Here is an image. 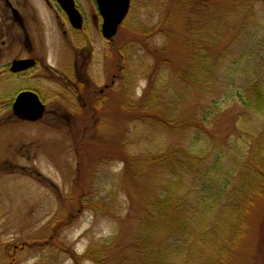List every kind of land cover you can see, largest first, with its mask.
<instances>
[{
  "label": "rangeland",
  "instance_id": "rangeland-1",
  "mask_svg": "<svg viewBox=\"0 0 264 264\" xmlns=\"http://www.w3.org/2000/svg\"><path fill=\"white\" fill-rule=\"evenodd\" d=\"M131 1L129 16L108 42L95 0H77L86 30L72 37L63 34L64 16L53 21L56 11L44 1L8 5L0 0V26L12 29V39L23 36L22 23L13 22L16 15L27 17L35 2L44 20L51 18L37 46L44 49L45 63L59 72L55 79L44 72L36 81L51 105L44 122L32 126L15 123L14 117L8 124L0 119V264L12 262L13 249L21 244L14 264H202L206 248L199 239L190 245L198 252L185 260L189 236L198 233H173L159 218L149 233L141 224L148 201L160 195L157 180L163 171L154 164L135 176L126 159L175 147L190 150L203 160L190 161L186 169L183 191L192 182L197 191L190 202L203 195L206 169L221 168L213 174L215 184L239 169L234 160L246 155L264 131V112L243 104L250 88L264 80V0H240L247 5L238 10L235 0H210L203 15L190 5L205 6L206 0H188L189 6H183L185 0ZM190 23L212 25L202 76L192 74L198 73L196 55L202 51L195 46L201 39L189 35ZM143 30L152 33L148 37ZM9 49L11 60L23 57V46L13 42L0 49V67ZM121 54L129 57V65ZM84 62L82 78L70 75L74 63L78 72ZM246 67L256 71L235 75ZM8 81L10 102L23 88V78ZM164 104L169 118L192 128L154 123L153 111ZM90 201L102 202L103 209ZM245 219L238 247L218 264H264V196L254 199ZM146 234L150 254L138 245Z\"/></svg>",
  "mask_w": 264,
  "mask_h": 264
},
{
  "label": "trees",
  "instance_id": "trees-1",
  "mask_svg": "<svg viewBox=\"0 0 264 264\" xmlns=\"http://www.w3.org/2000/svg\"><path fill=\"white\" fill-rule=\"evenodd\" d=\"M209 1H204V9L202 5H195L194 2L190 5V9L198 11L203 15L206 11L205 9L209 6ZM189 3L190 1L185 0L183 6L185 4L189 6ZM246 5L245 1L240 2V0H235V9L237 10L238 8L243 9V6ZM221 21L222 17L219 18V22ZM190 25L193 29L189 35L197 40L201 39V43H197L195 46L198 50L202 51L200 56L196 55L197 64L199 63L197 68L198 73L194 74L192 72V74L202 76L204 67L208 64L205 46L209 38L206 35L213 33V30L210 29L212 25L209 24L205 28H198L197 23H190ZM256 26L260 27L261 22L256 24ZM143 31L148 37L152 33L147 30ZM121 55L124 63L129 65V57L127 55ZM255 71L256 67L252 69L246 67L242 68V70L239 68L236 70L235 75L244 76L247 73H253ZM187 78L190 79L189 77ZM246 97V100L243 99V104L247 109L264 112V110L261 111L264 108V80L262 85L256 83L251 87L249 92L246 93ZM165 106L166 104L157 107V112L153 111L154 123L161 122L163 126H172L183 131H189L192 128L188 122L185 123L176 118H169L168 115L170 112L167 113ZM161 108L164 109L162 110ZM143 114L145 115L146 112L143 111ZM150 120L151 118L148 121ZM196 157L192 155L190 150L175 147L158 155L129 156L126 159V164L135 171V176L140 175L150 166L153 167L154 164L161 167L163 171L162 178L159 177L157 180L162 185L160 187V195L148 201L147 209L141 217V224L147 226V232L149 233V228L153 227L155 223L153 221L159 218L158 222L161 221V225L166 226V229L170 228L171 230L173 228V233L178 232L180 235L187 232L188 234L198 233L197 238L189 236L191 241L186 244L190 250L187 251L188 255L186 258L184 257L185 260H188L195 252H198L195 248L194 251L191 250L190 245L193 243L195 247L198 242L197 239H199L201 244L203 243L206 248L202 251V264H218L221 258L228 251L237 248L242 240L247 224L245 215L248 207L251 206L256 197L264 196V131L257 138H253L246 155L234 160L233 164L239 166V169L236 171L234 168L232 171H228L229 176L224 183L219 182L215 184L216 179L213 178V174L218 175L221 173V168L217 164L206 169L202 183L205 188L201 191L203 195L197 200L191 201V203L189 201L191 199L189 198L190 194H197L195 183L192 182L191 187L185 192L183 191V180L187 178L186 169L189 167L190 161L200 160V164L203 163L201 158ZM222 159L223 157H219L216 163L221 162ZM231 186H233L232 190H230ZM226 194L227 196L225 197ZM210 200L213 202L208 203ZM225 200L226 202H224ZM186 201L190 202L189 208H186ZM90 203L98 210L104 207L102 202L90 201ZM222 203L225 204L223 205ZM155 214H159V216ZM158 225V229H161V225ZM149 237L146 234V237L139 240L138 245L141 246L140 251L143 254H147V252L150 254ZM181 242L178 241L177 243L181 244Z\"/></svg>",
  "mask_w": 264,
  "mask_h": 264
},
{
  "label": "flooded vegetation",
  "instance_id": "flooded-vegetation-1",
  "mask_svg": "<svg viewBox=\"0 0 264 264\" xmlns=\"http://www.w3.org/2000/svg\"><path fill=\"white\" fill-rule=\"evenodd\" d=\"M10 1L11 0H7L8 5H10ZM35 1H40V2L44 1V3L47 6L54 8V11L56 12H55L53 21L56 22L57 19L59 18V15L64 16L66 20V23L62 25L65 28L63 30L64 35H68L72 37V34L74 33H82V32L84 33L85 32L86 30L85 15L80 10L77 0H76L77 7L80 10L83 16V19H84V26L82 30H76L71 26L67 15L63 12V10L59 7L58 3L55 0H35ZM34 5H35L34 6L35 8L32 9L31 13H29L27 17L25 14H23V17L21 16V14H19L18 16L16 15V18L13 20L11 16V19L13 20V22H20V24L22 23L20 27L23 28V36L22 38L21 37L20 38L23 39V42H21V39H19L18 36H16L17 39L16 38L12 39V31H11L12 29L5 30V28H7L5 24L0 26V28H2V30H0V37H1L0 39L2 41L0 43V49L5 48L7 45H9L10 47L11 43L16 42V41L18 42V44L23 46V57L20 56L18 58H15L14 60H11L10 59V49H9L7 52V54L8 53L9 54L7 55L6 63H4L0 67V76L2 77L1 82H0V85H1L0 87V119H2L3 122H5L6 124H8L11 118L13 119L14 117L15 123H20L22 125L28 124L32 126L38 125L44 122V120L51 114V109H50L51 105L48 102L49 99H46L44 97L43 92L38 89V83L36 82L38 79H43L42 76H44V72H46L47 76L50 77L51 79H55L56 77L59 76V72L57 69L54 68V66H50L45 63L47 56L44 54L43 47H41L40 45L37 46L38 40L44 38L43 36L44 27H47L46 21L51 20V18H47L46 20H44L43 14L38 13L39 10L36 8L37 2H35ZM34 26L36 27V29H34ZM15 61H23V64L26 61V64H24L23 66V71L18 72V73H15L12 71L13 63ZM86 64L87 62H84L81 65L79 71L76 72L75 71L76 63H74L73 64L74 71L73 69H71L70 75H75V76L77 75L78 79L82 78V68ZM12 76L23 78V88H20L18 90L15 89L16 90L15 96L12 97V99L10 98L11 101L8 102L7 86L9 82L8 80ZM29 84H32V85H29ZM26 92H31L37 95L38 99L44 105V113H43L42 118L39 121H36V122L29 121L25 119L24 117L22 118L16 115L14 112V104H15L17 97L21 93H26ZM52 97H55V96H52ZM8 115L9 117H7ZM20 247L21 248H18V246L14 247L13 249L14 253L11 256L12 262L9 261V264L11 263L14 264L18 257V254L23 251V244H21ZM10 253H11V250H10Z\"/></svg>",
  "mask_w": 264,
  "mask_h": 264
},
{
  "label": "water",
  "instance_id": "water-1",
  "mask_svg": "<svg viewBox=\"0 0 264 264\" xmlns=\"http://www.w3.org/2000/svg\"><path fill=\"white\" fill-rule=\"evenodd\" d=\"M56 1L67 15L72 27L76 30H82L84 19L75 0ZM96 3L102 18V35L105 40L112 41L129 15L131 0H96ZM24 64L23 61H15L12 71L15 73L23 71ZM14 112L22 118L36 122L43 116L44 105L37 95L31 92L21 93L14 104Z\"/></svg>",
  "mask_w": 264,
  "mask_h": 264
}]
</instances>
